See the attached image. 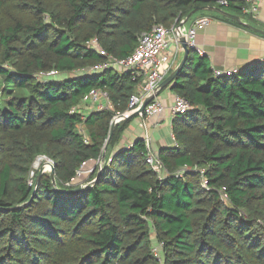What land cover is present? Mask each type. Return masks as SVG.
<instances>
[{"label": "trees", "instance_id": "1", "mask_svg": "<svg viewBox=\"0 0 264 264\" xmlns=\"http://www.w3.org/2000/svg\"><path fill=\"white\" fill-rule=\"evenodd\" d=\"M207 6L219 7L0 0V264H264V60L216 77L208 56L190 49L170 90L193 110L173 119L176 144L159 149L163 180L146 161L145 139L119 147L139 115L112 132L137 92L133 74H88L106 62L89 47L94 40L126 59L142 33ZM223 9L261 27L240 4ZM210 14L238 24L205 11L189 22ZM93 90L112 108L85 114ZM39 157L54 162L56 186L49 173L30 182Z\"/></svg>", "mask_w": 264, "mask_h": 264}, {"label": "built area", "instance_id": "2", "mask_svg": "<svg viewBox=\"0 0 264 264\" xmlns=\"http://www.w3.org/2000/svg\"><path fill=\"white\" fill-rule=\"evenodd\" d=\"M215 3L220 8H227L232 4L242 5V13L246 16L251 17L254 21H260L261 15V0H215ZM192 25L188 32L185 34L183 28L180 27L181 24L176 22L170 27H165L163 25L157 24L149 32L142 33L139 37V43L135 51L126 59H116L113 56L108 55L102 48L98 45L97 41L94 40L89 44V47L94 48L99 54L106 57V62L99 64L88 70V74H95L107 68H118L121 71H129L133 74V81L138 83L137 92L133 94L129 101L128 110L124 114H118L114 118V123H120L125 118L136 113L142 104L150 97H152L157 88L161 83L177 68L184 56V48L180 41L183 35L188 37V46L190 49H194L200 54V56L205 55L198 43L197 35L200 30L206 29L213 23V18L204 15L197 17L192 21ZM216 77L232 76L237 71L231 69L228 71L224 70H213ZM58 74L53 71L47 74H42L45 78L56 77ZM108 98V94L105 92H99L93 90L90 96L86 99L90 101L91 104L96 105L97 110H103L104 108L111 105L110 102L105 104H97L99 99ZM77 108L72 110L74 113ZM166 110V105L160 97L154 98V100L146 107L144 113L139 115L140 117H146L151 119L157 116H161ZM193 110V106L190 102L180 96H175V103L171 109L173 118L186 114ZM131 118V117H130ZM124 121V120H123ZM172 138L175 137L172 133ZM150 148V153L147 155V163L152 166L153 170L158 173L161 180L165 179L168 175L159 160L158 154L154 153L151 147V139L149 137L144 138ZM176 142V141H175ZM133 144L128 145L129 149ZM42 159L46 157H40ZM39 158V159H40ZM48 159V158H46ZM49 167L54 166V162L50 159ZM84 167L77 173L78 177L82 176ZM34 176H31V181Z\"/></svg>", "mask_w": 264, "mask_h": 264}, {"label": "crops", "instance_id": "3", "mask_svg": "<svg viewBox=\"0 0 264 264\" xmlns=\"http://www.w3.org/2000/svg\"><path fill=\"white\" fill-rule=\"evenodd\" d=\"M207 16L213 18V23L206 29L198 32L197 43L199 47L205 51V55L208 56L213 70L228 71L235 69L239 71L246 65L264 60V35L237 21L238 24H235L217 18L211 14ZM242 20L246 22L243 18ZM192 23L193 22L188 21V23L183 25L182 28L185 34L188 32ZM259 24L261 27L257 28L264 29V0H261ZM175 96L176 94L170 89L163 90L160 94V98L166 105L165 112L161 116L151 119L146 118L144 123L140 124L143 131L140 132V130L135 129V136L131 137L130 134L128 136L124 135L120 146L123 147L126 138L133 144L136 139H144L146 137L151 139V147L156 154L159 153V149L162 147L174 146L175 140L171 138L172 121L174 119L171 109L175 103ZM91 105V102L88 101L86 106L82 108V111L85 114H89L94 110ZM110 106H112V104ZM95 164L97 165V163L92 162L88 163L87 166L92 167Z\"/></svg>", "mask_w": 264, "mask_h": 264}, {"label": "water", "instance_id": "4", "mask_svg": "<svg viewBox=\"0 0 264 264\" xmlns=\"http://www.w3.org/2000/svg\"><path fill=\"white\" fill-rule=\"evenodd\" d=\"M199 11H205V12H215V13H218L226 18H229V19H232V20H235L241 24H243L244 26L246 27H249L250 29L264 35V29H259L249 23H246L242 20V18L238 15H234L220 7H216V6H207V7H204V8H197L195 9L193 12L190 13V15L184 20V22L180 25V27L182 28L184 24L188 23V21L196 14L198 13ZM180 41L183 45V48H184V56L181 60V62L179 63V65L177 66V68L164 80V82L157 88L155 94L148 98L144 104L142 105V107L140 108V110L136 113H134L132 116H137V115H141L146 107L154 100V98L158 97L161 92L165 89H171L173 87V83L175 81V78L177 77V75L183 70L186 62H187V59H188V54H189V51H190V48L188 46V37L186 35H183L181 38H180ZM130 117L126 118L129 119ZM125 121V119H124ZM116 126V123H113L112 125V132L114 130ZM112 134V133H111ZM44 172V168H41L40 169V172H39V175L41 176ZM51 177H52V181H53V184L56 186V172H55V167L54 166H51ZM83 189V187L81 186L80 188L74 190L73 192H80L81 190ZM72 192V193H73Z\"/></svg>", "mask_w": 264, "mask_h": 264}, {"label": "rangeland", "instance_id": "5", "mask_svg": "<svg viewBox=\"0 0 264 264\" xmlns=\"http://www.w3.org/2000/svg\"><path fill=\"white\" fill-rule=\"evenodd\" d=\"M184 22V20L180 23V24H182ZM0 82H1V80H0ZM164 82V81H163ZM162 82V83H163ZM161 83V84H162ZM1 85V84H0ZM12 88V87H11ZM162 93V92H161ZM158 97H160V95L158 96ZM86 100H88V99H86ZM106 102H110V100H109V98H104L103 97V99L101 98V99H99V101H98V105H99V103H102V104H105ZM144 104V103H143ZM142 104V105H143ZM2 106V100L0 99V107ZM84 106H86V105H83V107ZM129 106V105H128ZM91 107H92V109H94V110H97V107H96V105H94V104H92L91 105ZM108 107H110V106H108ZM142 107V106H141ZM140 107V108H141ZM111 108H112V106H111ZM140 110V109H139ZM138 110V111H139ZM137 111V112H138ZM144 113V112H143ZM119 114V113H118ZM117 114V115H118ZM121 114H124V113H121ZM116 115V116H117ZM115 116V117H116ZM114 117V118H115ZM129 117H131V115L129 116ZM125 119V118H124ZM123 119V120H124ZM123 120H122V122H123ZM113 123H114V119H113V121H112V125H113ZM141 123H144V120H143V118H140L139 116L133 121V123L131 124V126L128 128V130L125 132V135L126 136H128L129 134H130V136L132 137V136H135L136 135V130L135 129H138V130H140V132L141 131H143L142 129H141V127H140V124ZM118 124V123H117ZM172 138V137H171ZM131 139V138H130ZM127 141V142H126ZM175 143L176 142H174V144L173 145H175ZM129 144H131V141L130 140H127V138H126V140H125V144H123V147L122 146H120L119 145V147L120 148H122V149H124V148H127V146L129 145ZM40 158V157H39ZM38 158V159H39ZM44 158V157H43ZM38 159L35 161V163H34V166H33V170H32V173H31V176H35V172H40V169L41 168H44V172L43 173H49V174H51V168L49 167V165L48 164H50V161L48 160V159H46V158H44V160H43V162H42V164L41 165H39V164H36V162L38 161ZM98 162H100V161H98ZM98 162H96V163H98ZM96 165V164H95ZM94 165V166H95ZM94 166H92V167H88L87 165H85V167H84V171L82 172V176L81 177H78V183H82V182H85L86 180H87V178H88V176H89V173L93 170V168H94Z\"/></svg>", "mask_w": 264, "mask_h": 264}, {"label": "bare ground", "instance_id": "6", "mask_svg": "<svg viewBox=\"0 0 264 264\" xmlns=\"http://www.w3.org/2000/svg\"><path fill=\"white\" fill-rule=\"evenodd\" d=\"M43 160H44V159H42V158L38 159V161L36 162V164H39V163H40L39 165H41L42 162H43Z\"/></svg>", "mask_w": 264, "mask_h": 264}]
</instances>
